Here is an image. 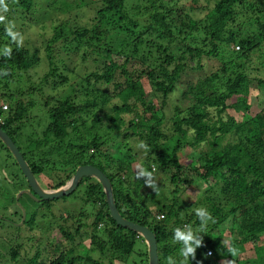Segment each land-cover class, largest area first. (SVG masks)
I'll return each mask as SVG.
<instances>
[{
	"label": "trees",
	"instance_id": "trees-1",
	"mask_svg": "<svg viewBox=\"0 0 264 264\" xmlns=\"http://www.w3.org/2000/svg\"><path fill=\"white\" fill-rule=\"evenodd\" d=\"M9 3L10 19L22 26L34 7H43L46 19L51 14L47 11L68 16L54 18L59 23L52 35L33 48L18 46L6 34L5 23L0 26V123L36 178L50 182L48 190H57L72 180L78 167L99 168L112 182L121 215L156 235L160 264H167L169 256L181 259L173 231L185 225L198 229L195 210L200 207L212 220L198 233L203 246L189 264H264V108L254 114L251 97L254 83L264 85V0ZM93 5L88 25L71 23L82 6ZM42 46L50 68L34 83L29 76L41 63ZM81 51L85 63L92 61L91 72L72 85L70 95L44 96L46 88L57 90L68 83L67 61L72 52ZM206 58H218L221 64L210 67ZM260 60L261 67H253ZM189 72L202 76L184 79ZM36 107L48 117L39 123L45 124L40 132L30 125ZM136 137L148 151L132 147ZM119 143L129 157L110 152ZM55 161L64 173L58 180ZM137 162L154 178H163L169 194L161 205L144 198V178L136 183L129 178ZM22 189H30L29 184ZM70 197L99 209L93 223H83L90 218L86 209H67L63 224L49 223L45 240L29 249L23 236L32 237L12 220L20 216L22 221L23 210L9 217L8 206H0V264H149L144 238L114 221L97 179L84 178L74 193L61 199ZM56 202L38 205L50 212ZM68 219L78 226H68ZM7 225L21 231L11 234ZM229 246L237 247L239 255L232 257ZM246 251L249 255L243 257Z\"/></svg>",
	"mask_w": 264,
	"mask_h": 264
},
{
	"label": "rangeland",
	"instance_id": "rangeland-1",
	"mask_svg": "<svg viewBox=\"0 0 264 264\" xmlns=\"http://www.w3.org/2000/svg\"><path fill=\"white\" fill-rule=\"evenodd\" d=\"M9 1L10 0H6V4L8 6L9 11L4 14L6 16V21L4 23L6 25L7 22L9 21L12 22L14 24V27L16 28L15 30L16 33L19 34L18 40H19V37H23L22 44L24 45L28 44V46H30L31 48H33L34 46H40L44 39L52 35L53 26L59 23V22H56L54 18L57 17L56 20L58 18L62 20L68 19V16L66 15V13H63L61 11H57L58 15L55 14L56 12L47 11V13H51V14L49 16V19H46V15H44L43 7H34L33 10L31 11V15H30L31 17L26 19L25 25L22 26V24H20V20H18L19 22H17L16 19L14 21L10 19V17L12 18L13 16L12 14H10V12L12 11V8L10 7ZM69 1L70 2L72 1V3H75V0H69ZM77 4H79V2ZM43 6H45V4H43ZM82 7L84 8L80 10L79 16L75 20H71V23L76 22L79 25H88L91 22V19L94 16L93 15L94 5L91 7H88V6H82ZM7 14L9 16H7ZM4 23H0V26L4 25ZM236 49H238V47H236ZM41 51H42L41 63L37 68H35L33 71L30 72V76H29V79H31V82H34V83L40 82V80H42V78L49 72V68H50L48 59L46 58V52L44 51V46L41 47ZM83 53L84 52L81 51L80 53L72 52L70 54V61L69 60L67 61L69 70L68 72H65V74L68 76V83L60 86L57 90L46 88L45 89L46 92L44 93V96L49 95V96H54L60 99L62 97L70 95V91L72 90V85H77V83L79 82V79H81L87 73L91 72L89 66L92 65L91 64L92 61L89 60L88 62L85 63L82 58ZM207 60H208V64L210 65V67L212 65L216 69L221 64L218 58L217 59H207ZM261 63H263L262 60H260L259 62H255L253 67L254 66L261 67ZM63 70H64L63 67H61L59 72L63 73ZM201 76H202V73L200 72H189L186 76H183V78L187 80H190L191 78L193 81H197L198 79L201 78ZM251 97H252V102L254 103L253 110L255 114L256 110L264 108V85L260 86L254 83L252 85V96ZM55 102L56 101H54V103ZM1 104L2 102H0V105ZM38 106L43 107V105H41L40 103L38 104ZM31 117H33L35 121L33 122V125L31 123L30 125L35 130L40 132L44 128L45 124L40 126L39 123L41 122L45 123V121H48L46 111L42 110L40 107L39 108L36 107L31 112ZM137 141H138L137 137L131 140L132 147H134V149L136 150H140L141 148L138 147L139 143ZM17 142L19 146H21L22 149H25L24 142L21 137H18ZM2 143L3 142L1 141L0 142V193H1L0 206L1 207L8 206L7 213L9 217H11V213H15V212H19V215H20L21 214L20 211L22 210V208L26 212V214L24 215V212L22 211L23 212L22 221L20 220V216H15L12 219L16 221L18 224H20L19 226L21 227L22 231L19 230V228L10 229L8 228V225H7V228L5 229L7 232L11 234H15L21 231L23 232L22 234L30 235L29 237H32V241H29L27 239L28 236H23V243H25V247L29 249L30 244H33V243L36 244L40 239H42V241L45 240V235H46L45 233H47V231L50 229L49 223H56L57 226L59 224H63V222L61 221V216L67 217L65 214L67 209H72L74 210V212L75 210H77V212H82V209L84 210L86 209V211H83V212L88 213L90 218L83 220V223L84 221H86V223H89V224L93 223L95 219V214L97 213L99 209L98 208L94 209L93 207H88V206L83 205V202L78 201L76 197H70L68 201H64L63 199L57 200V202L54 203V206L52 207L50 212L47 209L40 210L42 207H40L38 205V201H36V199H34L31 196L24 194L20 198H18L19 194L22 191H24L22 187L27 188V180L24 177V174L22 173L20 167L17 165L16 160L13 157L12 153L9 152L3 146ZM110 152H112L113 154H118L121 159H125V157H129L128 149L124 148L123 144L121 143L115 144V146H113L110 149ZM55 162H56L55 165H56L57 170L54 169L56 173V175L54 176V180H58L59 176H62V175L64 176V173L62 172L60 168L61 167L59 164L60 161H55ZM138 164L141 165L140 162L133 164V172L129 173V178L133 181V183H136L138 181V179H136V174L138 172V168H137ZM47 175L48 177L50 176L49 174ZM40 177L37 179L38 182L40 183V185L42 186L44 190H48L46 186H48L50 182L47 181L45 185L42 177L41 178ZM48 177L46 178L48 179ZM155 178L154 179L157 183L159 191L154 192L152 191L151 188L145 189L146 188V183H145V186L143 189V191L144 190L145 191L143 193L145 194L144 198L151 201L150 204L152 203V204L159 206L162 204L161 200L165 201L166 196L169 193L163 188V185L165 184L163 182L164 181L163 178L158 175H156ZM82 191L83 189H81V192ZM191 192L192 190H189L187 193H191ZM79 196H81V194ZM34 213H36V217H34V220L31 222L32 220L31 218L34 216L33 215ZM50 213H53L54 216H52ZM25 217L28 219L24 227V222L26 220ZM69 220L70 219H68V221ZM66 224L70 227L75 224L77 227L79 223H75L74 220H70ZM223 228L226 229L225 226ZM87 243L90 244L91 242L88 241ZM0 244H1V240H0ZM3 244H1L0 246H3ZM137 247H142V249L143 248L145 249L144 245L138 244ZM247 255H249L248 251H246L245 254H243V257H246ZM94 256L95 258H99V254H95ZM104 261L108 262L107 259H104Z\"/></svg>",
	"mask_w": 264,
	"mask_h": 264
},
{
	"label": "water",
	"instance_id": "water-1",
	"mask_svg": "<svg viewBox=\"0 0 264 264\" xmlns=\"http://www.w3.org/2000/svg\"><path fill=\"white\" fill-rule=\"evenodd\" d=\"M0 140L5 144V146L10 150L13 157L15 158L18 166L20 167L24 177L27 180V183L30 186V189H26L22 191L18 198L22 195L27 194L36 201H55L57 199L68 197L72 193H74L80 185V182L84 178H95L97 179L103 186L106 200L108 203V208L110 210V215L114 219V221L121 227L125 229L132 230L137 234L141 235L148 246L149 251V264H160L159 256H158V242L156 235L150 230L149 227H145L125 219L116 204L113 185L110 179L106 176V174L101 171L99 168L93 165H84L78 167L74 177L70 182L67 183L64 187H61L57 190H44L40 183L38 182L36 176L32 172L29 164L25 160L23 154L20 149L17 147L13 139L8 135L6 131L2 128L0 124ZM24 215L26 214L25 210L22 208ZM26 218V217H25ZM25 220V219H24Z\"/></svg>",
	"mask_w": 264,
	"mask_h": 264
},
{
	"label": "clouds",
	"instance_id": "clouds-1",
	"mask_svg": "<svg viewBox=\"0 0 264 264\" xmlns=\"http://www.w3.org/2000/svg\"><path fill=\"white\" fill-rule=\"evenodd\" d=\"M8 11L9 9L6 4V0H0V23H4L6 21V16L4 14L7 13ZM13 27H14V24L9 21L6 24L5 31H6V34L10 36L14 42H17L19 46L20 44H22L23 37H19V40H18L19 34L13 31ZM239 48L240 47H238V49ZM9 52L11 53V48H9ZM4 74L6 75L7 73H4ZM5 106H8V105L3 106L4 111L8 110V109H4ZM138 147L144 149L145 151H148V146L143 141L139 143ZM137 168H138V172L136 174V179L144 178L146 186L151 188L154 192H158L159 188L153 177V174L151 172H148L145 168H143L139 164L137 165ZM195 213L200 221L199 228L196 230H193L191 225H185L183 228L177 227L174 229L173 242L178 243L180 245L179 256L181 259L177 261L173 257L169 256L167 257V264H189L190 258L194 260L197 249L203 246V237L198 235V233L206 231V226L208 222L212 220V217L210 213L208 212V210L204 207L197 208L195 210ZM224 243L226 245L229 244L228 241H224ZM227 250L232 257H236L239 255V250L235 246H229ZM229 264H234V261H230Z\"/></svg>",
	"mask_w": 264,
	"mask_h": 264
},
{
	"label": "built area",
	"instance_id": "built-area-1",
	"mask_svg": "<svg viewBox=\"0 0 264 264\" xmlns=\"http://www.w3.org/2000/svg\"><path fill=\"white\" fill-rule=\"evenodd\" d=\"M4 109H8V106H5ZM208 254H209V255H212V252L209 251Z\"/></svg>",
	"mask_w": 264,
	"mask_h": 264
},
{
	"label": "flooded vegetation",
	"instance_id": "flooded-vegetation-1",
	"mask_svg": "<svg viewBox=\"0 0 264 264\" xmlns=\"http://www.w3.org/2000/svg\"><path fill=\"white\" fill-rule=\"evenodd\" d=\"M41 202V201H40ZM20 225V224H19Z\"/></svg>",
	"mask_w": 264,
	"mask_h": 264
}]
</instances>
